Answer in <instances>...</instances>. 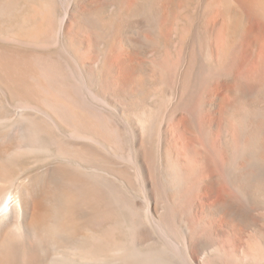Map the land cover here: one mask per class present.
Returning <instances> with one entry per match:
<instances>
[{"label":"bare ground","instance_id":"obj_1","mask_svg":"<svg viewBox=\"0 0 264 264\" xmlns=\"http://www.w3.org/2000/svg\"><path fill=\"white\" fill-rule=\"evenodd\" d=\"M113 1L0 0V264H264V231L240 237L264 212V77L229 38L264 0H207L174 66L140 59L164 0L102 18ZM148 64L154 105L130 85Z\"/></svg>","mask_w":264,"mask_h":264},{"label":"rangeland","instance_id":"obj_2","mask_svg":"<svg viewBox=\"0 0 264 264\" xmlns=\"http://www.w3.org/2000/svg\"><path fill=\"white\" fill-rule=\"evenodd\" d=\"M63 1L64 0H55L56 5H58L57 6L58 11H60V12L63 11L62 4L64 5L66 0L64 2ZM125 1H127V0H125ZM133 1H135V0L127 1L128 2V8L129 7L132 8L131 6L133 4L131 2H133ZM154 1L155 0H136L135 5H137V6L149 5V4L153 3ZM117 2H120V1L116 0V1H113L112 3H110V5L108 4V5H104V6L101 5L102 4V2H101L100 3L101 6H100V10H99L101 12V13H99L100 16L102 18L107 19V18L115 15L116 10L113 8H114V6L118 7L120 4ZM163 2H164V4H163ZM163 2H162L161 7L160 6L158 7V8H160V9H158V13H159V10L161 12L159 13V23L157 25L156 35L154 36L155 39L153 38V41H154L153 44L154 45L152 44L145 52H143V54H142L143 56L141 55L140 59L143 62H147V63H155V62L158 63L159 61L160 62L163 61V62H166L169 66H174L177 62H179L182 59V57H186V56L188 57L189 54L191 53V51L193 49V43L195 41L194 40L195 39V33H196L197 28L201 24V19H202L203 13H204L205 4H206L207 0H164ZM103 3H104V1H103ZM30 10H31V12L28 15V17H30V19H31V18H33L34 14L37 15L38 12L36 11L35 8L30 9ZM111 12H112V14H111ZM30 19L27 18V20H30ZM254 23L255 22H253L252 24L249 23L250 25L247 24L245 31L243 33H240L241 31L236 30V31H234V33H232L230 35L231 37L229 36V38L231 40H235L236 42H238L237 46L235 47L237 50L236 55L238 57L236 58V60L238 63L242 59V56L244 55L243 56L244 59H242L240 61L241 64L244 66H242L240 63L239 64L237 63V64H238L239 68H242L241 71H243V73H244L243 74L245 76L244 79L247 81V78L248 77L250 78V80L247 81L248 83H250L249 86H252V85L256 86L257 84L261 83L260 80H262L264 77V68L263 69L261 68L262 65L258 66V60L260 57V53L262 51V47L264 46V29H263L264 26L260 27V26L255 25ZM254 29H256V33H257L256 37L258 39H256L255 42L253 44H251L248 42L252 40L251 38H252V33L255 31ZM246 30H248L247 33H246ZM215 33H216L215 28L213 25H211V30H210L209 34H207V36L213 39V38H215ZM232 35H234V37ZM246 37L249 39H247ZM259 37H260V39H259ZM244 45H248V46L250 45V46L245 47ZM250 47H252V48H250ZM101 49L103 50V46L101 47ZM246 51L249 52V56L246 54L247 53ZM240 53H242V54H240ZM245 55H246V57H245ZM246 58H248L249 60L248 59L246 60ZM242 61H243V63H242ZM186 62L187 61H185V63H183L184 66L186 65ZM144 67L146 69L144 68L142 70V72H138L137 74H135L136 76L134 75V77L130 81V83H131L130 85H131V87H136L137 84L139 85V88H138L139 90L136 89L137 90V91H135L136 93L134 92V95H133L134 99H137V100L144 99V100H148V102L152 100L151 104L154 105L155 101H153V99L154 100H163V99L161 97V94L157 91L159 86L157 84H154L153 82H151L149 80V77L151 75L149 64L144 66ZM258 67H259L258 70H260V71L253 73V72H255V70ZM180 73H181V71H180ZM136 77H137V79L135 80L134 78H136ZM137 80H138V82H137ZM213 82H215V81L211 80L208 82V84H207L208 87L206 86L204 88L205 91H204V89H203V91H201L197 100H199L200 102L202 100H207L208 96H206V95L208 94V90L210 92V90H212L211 88H214L216 85V82L215 83H213ZM134 83H136V84H134ZM211 83H213V84H211ZM134 85H136V86H134ZM212 85H213V87H209ZM259 92H261V93L257 94V97L255 96L253 99L250 98L249 100H261V102H262L261 104L264 105V103H263V101H264L263 90L261 91V89H260ZM152 93H154V94H152ZM156 95L159 97L158 99H157ZM149 96H151V97H149ZM209 155L211 156L210 157L211 161L208 160V159H210ZM207 156L202 157L203 161L205 160L204 164L207 165L209 163V165H207L209 167H211V166L213 167L215 164L216 165L218 164L217 161L214 160V158H213L214 156L212 154H208ZM205 158H208V159H205ZM214 161H216V163ZM213 169H215V171H216L217 168L214 167ZM260 213H261V215H260ZM263 215H264V212H259L257 214L255 225L244 228L243 233L240 236L241 240L244 241V243H243V241H241L242 246H243V244H244V246H247V244L253 245L254 241L251 242V239L255 236L254 234H256V232H259V231H261V232L264 231V216ZM208 226H209L208 228L212 227V229H213V226L214 227L216 226L215 227V233H216V236L219 240L218 246H216V248L220 249V251H221V248L223 247L224 244H226V241L228 239L227 238L228 234L226 232V228H224L222 226V224H220V223L215 224L213 222L208 223ZM261 227L263 229H261ZM220 228H223V229H220ZM216 229H219V230H217V232H216ZM217 233H219L220 236ZM239 244L240 243H238V245ZM220 251L218 254L223 259H225L226 262H231V261H228L226 259L228 257V254L225 251L224 252H222V251L220 252ZM181 254H182V252H181ZM181 254H180V256H181ZM237 254H239V253H237ZM233 256L234 255H232V257ZM233 258H236V257L234 256ZM180 262H184V260L181 259ZM200 262H202V261H200ZM232 262H237V261H232Z\"/></svg>","mask_w":264,"mask_h":264}]
</instances>
